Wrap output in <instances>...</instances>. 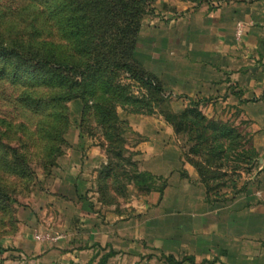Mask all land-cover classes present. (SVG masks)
<instances>
[{
  "label": "crops",
  "instance_id": "1",
  "mask_svg": "<svg viewBox=\"0 0 264 264\" xmlns=\"http://www.w3.org/2000/svg\"><path fill=\"white\" fill-rule=\"evenodd\" d=\"M136 59L185 106H224L227 121H241L259 154L256 172L237 192L208 194L173 126L160 113L139 114L132 150L156 190L139 194L130 184L124 202L100 199L107 162L96 147H75L49 181L57 220L48 223L39 207L32 224L62 235L39 240L31 228L2 248L38 264H264V0H159L142 23Z\"/></svg>",
  "mask_w": 264,
  "mask_h": 264
},
{
  "label": "trees",
  "instance_id": "2",
  "mask_svg": "<svg viewBox=\"0 0 264 264\" xmlns=\"http://www.w3.org/2000/svg\"><path fill=\"white\" fill-rule=\"evenodd\" d=\"M151 1L154 0H24L19 6L5 8L0 0V81L16 88L9 102L18 104L33 116L35 121L31 127L44 141L41 155L51 168L57 165L61 148L67 142L71 127L69 103H82L80 125L85 116L93 117L105 126L106 137L111 140L119 135L109 136L107 131H116L122 120L117 106L129 100L125 89L117 83L120 73L146 84L151 92L165 96L161 82L145 69L142 70L144 75L139 73L132 63L136 61L139 32L146 14L144 5H151ZM203 2L211 1L198 4ZM198 105L191 101V107L180 113L162 115L180 134L187 123L197 120L199 125L206 121L196 108ZM2 125L6 132L12 131L11 119L0 117V127ZM15 129L31 131L24 122ZM198 136L200 140L205 138V135ZM220 137L225 135L216 134L214 138ZM239 137L236 135V139ZM249 151L251 159L247 164L252 163L256 168L259 154L253 147L247 149ZM189 152L198 155L201 150L195 147ZM190 162L211 194L201 162L192 159ZM112 164L109 161V166ZM134 166L137 173L129 183L138 191L146 185L141 189L143 194L156 190L154 176L140 172L137 164ZM0 167L25 180L36 175L27 154L8 145L1 129ZM6 200L11 198L0 188V207ZM106 260L105 257L100 264Z\"/></svg>",
  "mask_w": 264,
  "mask_h": 264
},
{
  "label": "rangeland",
  "instance_id": "3",
  "mask_svg": "<svg viewBox=\"0 0 264 264\" xmlns=\"http://www.w3.org/2000/svg\"><path fill=\"white\" fill-rule=\"evenodd\" d=\"M23 1L1 0L5 8L10 7V5L13 7L19 6ZM158 1L154 0L151 1V5H144L146 14L142 18V23L147 17H151L154 14ZM173 1L198 4L199 1L206 0ZM210 1L219 2L222 0ZM136 61L132 62L133 65L139 73L144 75L142 70L145 67L137 59ZM117 83L125 89V96L129 100L125 104L121 103V105L117 106L122 122H119L116 131L111 129L107 131V134L111 136L112 133H115L119 136L108 140L105 126L88 115L85 116L83 124L80 125V111L83 105L80 101L71 102L69 103L71 127L66 136L67 142L61 148L62 154H60L56 162L57 164L64 160V157L75 147L82 146L86 151H90L94 147L98 148L102 153L100 154L101 157L105 159L107 164L103 165L98 172L97 191L100 193V199L103 198L108 203H112L116 198L120 199L121 202L126 200V195L130 193L128 189H130L131 183L129 181H132L131 178L137 173L134 165L137 164L139 167L137 155L132 150L133 146L140 140V136L136 133L137 115L163 114L164 112L180 113L191 107L190 103L185 106L182 103L184 101H179L178 98L167 95V93L165 96L157 95L151 92L146 84L126 78L123 73H120ZM15 91L16 88L8 87L7 83L0 81V117H6L13 122L12 131L6 132V127L2 125L0 127L1 134L8 145L15 147L19 153L27 154L32 168L36 171V175L25 180L15 177V175L0 167V188L11 198L10 201L6 200L0 207V264H38L36 261L26 260L15 250L6 251L2 248L5 240L14 238L20 232L28 231L33 227L35 212L38 211L39 207H43L42 214H46L48 223L51 217L57 220L53 215L54 211L57 212L54 207L55 205L57 207V203L47 193L51 174L55 167L51 168L50 164L43 161L44 156L41 155V145L44 141L34 133V129L31 127L35 121L33 116L25 113L18 104L13 105L12 102H9V98L16 94L14 93ZM196 108L206 118V121H202L199 125H197V120L195 121L197 124L187 123L185 129L178 134L181 145L189 155L187 159L201 162L204 179L207 180L213 195L221 196L237 192L243 183L246 182V179L256 172V168L251 166L252 163L247 164V162H250L251 152H247V149L250 148V142L242 131L243 123L241 121H227L226 107L224 106H221L217 111V108L213 110L208 104L201 103ZM133 116L134 120H132ZM194 119H196L195 116ZM21 122L31 128V131H27V129L24 131L16 130L15 128ZM216 129H218L217 132L215 131ZM230 129L234 131H229ZM199 134L205 135V138L200 140ZM216 134L225 135V137H220L216 140L214 138ZM238 134L240 137L236 139ZM227 136L229 137L227 138ZM195 147L201 150L198 155L189 152L190 149ZM221 150H224V152L221 153ZM92 153L89 155H92ZM119 153H122V155H119ZM109 161L114 164L109 166ZM115 165L119 166L116 167ZM139 171L141 172V170ZM144 187L146 185L140 187L139 194H143L141 191ZM52 229L49 228L46 233L36 232L33 229V233L39 240H42V237L43 239L46 237L51 239L59 238L62 235L59 230ZM57 231L58 234H56Z\"/></svg>",
  "mask_w": 264,
  "mask_h": 264
},
{
  "label": "built area",
  "instance_id": "4",
  "mask_svg": "<svg viewBox=\"0 0 264 264\" xmlns=\"http://www.w3.org/2000/svg\"><path fill=\"white\" fill-rule=\"evenodd\" d=\"M242 32H243V25L241 23H238L237 25V37H240L242 35Z\"/></svg>",
  "mask_w": 264,
  "mask_h": 264
}]
</instances>
